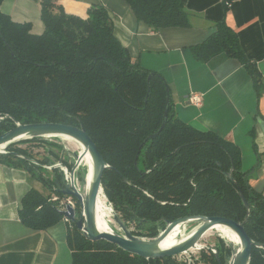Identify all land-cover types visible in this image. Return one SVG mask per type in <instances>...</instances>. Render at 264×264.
<instances>
[{
  "label": "trees",
  "instance_id": "trees-1",
  "mask_svg": "<svg viewBox=\"0 0 264 264\" xmlns=\"http://www.w3.org/2000/svg\"><path fill=\"white\" fill-rule=\"evenodd\" d=\"M122 1L154 31L188 26L187 0ZM234 1L221 0L224 12ZM40 20L43 32L34 35L29 24L15 23L0 11V135L14 123L82 126L112 168L102 175L103 195L126 225L134 224L137 234L132 235L138 238L152 240L168 222L183 217L242 222V193L249 205L245 232L264 245V196L250 185V174L242 172L238 147L175 116L167 84L131 59L113 35L108 11L93 6L81 19L66 14L57 0H42ZM191 52L199 62L218 54L236 59L256 93L264 91L255 65L224 19ZM39 139L12 144L0 155L1 164L24 169L49 192L43 196L30 190L21 200L19 220L33 231L63 219L51 199L53 194L65 198L62 175L55 168L51 177L42 172L49 161L38 162L16 146ZM231 167L235 185L225 177ZM66 224L71 264H185L173 257L145 260L109 242L89 241L73 223ZM229 255L224 247L202 257L207 264H227ZM249 264H264V248H252Z\"/></svg>",
  "mask_w": 264,
  "mask_h": 264
},
{
  "label": "crops",
  "instance_id": "crops-1",
  "mask_svg": "<svg viewBox=\"0 0 264 264\" xmlns=\"http://www.w3.org/2000/svg\"><path fill=\"white\" fill-rule=\"evenodd\" d=\"M42 0H3L0 11L15 23H27L40 35ZM68 15L87 18L93 6L104 7L116 40L141 68L159 74L168 86L173 113L184 124L212 132L236 145L242 172L264 196V91L258 95L246 70L225 54L206 62L194 59L191 48L202 43L224 19L238 38L264 87V0H236L224 12L221 0H187L188 26L152 30L138 21L122 0H57ZM198 94L199 105L188 103ZM49 192L27 171L0 163V264H71L68 225L62 219L44 231L19 220L27 192Z\"/></svg>",
  "mask_w": 264,
  "mask_h": 264
},
{
  "label": "water",
  "instance_id": "water-1",
  "mask_svg": "<svg viewBox=\"0 0 264 264\" xmlns=\"http://www.w3.org/2000/svg\"><path fill=\"white\" fill-rule=\"evenodd\" d=\"M168 105L164 111V117L167 116ZM15 127L0 135V150L1 154H7V147L18 142L28 141L32 139L52 138L59 139L61 136H67L78 142L87 154L90 162V178L88 185L80 192H77L73 185L67 181L62 186L61 194L65 197L71 198L77 202L81 209V216L76 218L75 210L66 206V211H58V213L73 223L74 226L83 233L84 237L89 241H106L119 249L136 255L145 260H159L163 258H174L187 253L192 250L203 238L207 231L215 225H219L228 231L234 233L239 240V247L235 249L233 244L228 243L227 246L230 250V259L227 264H249L252 248H264V245L252 241L245 232L244 225L248 220L249 205L245 200L242 193H239V198L246 210V216L242 222H235L220 217H205L193 216L183 217L168 222L164 230L152 240L140 239L129 231L128 226L115 214L112 210V217L115 224L118 226L122 234L108 233L99 230L96 220V199L99 193H103L101 187V179L104 171L111 170L112 168L104 161L102 155L97 150L96 145L92 139L87 135L82 126H66L57 123H37L22 125L14 123ZM163 127V125H162ZM155 135L150 136L148 139H153ZM17 158L24 159L22 156L17 155ZM76 163L70 170V177H73L74 171L80 164V157L75 155ZM137 155L135 157L134 166L136 167ZM54 166L52 168H56ZM50 168V169H52ZM234 168L231 167L229 173L225 177L232 180V172ZM125 183L128 184L126 179ZM84 182V181H83ZM194 225L192 230L188 232L186 238L180 240L176 245L163 249L161 243L169 235V233L177 226Z\"/></svg>",
  "mask_w": 264,
  "mask_h": 264
},
{
  "label": "rangeland",
  "instance_id": "rangeland-1",
  "mask_svg": "<svg viewBox=\"0 0 264 264\" xmlns=\"http://www.w3.org/2000/svg\"><path fill=\"white\" fill-rule=\"evenodd\" d=\"M68 141H70V142L67 143ZM75 144L76 143L70 139H67V138L64 139L62 137H59V139L42 138V139H39V140L33 141V142L29 141V142L24 143V144H17L16 146L18 148L26 150L27 153L34 160H37L38 162H43L45 160H48L49 162L44 163L43 167H42L44 170L42 172H44L43 174L46 176L51 177V175L53 174V172H52L53 169H50V168L57 166L54 170H56L58 172V174L62 175L63 182H64L63 185H64L65 179H64V175H63V172L61 171V169L62 168L66 169L67 171H65V170H63V171L67 172V174H69L71 168L76 163L75 162L76 161L75 155L80 153L77 150V148H75ZM82 172H83L84 176L78 175L79 173H82ZM86 174H87V170L83 167H81L76 173L75 185L80 191L83 190V181H84V177ZM53 196H55V195L53 194ZM58 199L61 200V198H58ZM70 202L72 203L73 209L75 210L76 218H79L81 216V209L79 208V206L75 200L70 198ZM107 202H106V204H107L108 213L107 214L105 213V215H106L108 227L106 226V228L110 232L122 234L120 229L118 228V226L113 221L111 205L109 204V202L108 203ZM127 226H128L129 231L131 233L137 234V230L135 229V226L133 223H127ZM193 227H194V225H189V226L183 227V230L181 228V230H179V232H177L175 236L173 235L174 237L171 236V238L173 237L172 239L170 238L171 240L168 239L169 240L168 243L175 242L176 240H178L180 238V236H182L185 233H188L190 230H192ZM139 238L144 239V240H149L148 238H145V237H139ZM221 239H223L224 241ZM232 241H233V236L229 235L225 230H222V229L215 230V231L211 232L210 234H208L207 236H205L191 250V252H193V253L189 252L190 254L188 253L187 255L177 256L174 258L177 261L183 262L185 264H207L205 259L202 257L203 254L207 258L212 256V255H216V253L218 252L219 249H222L224 247L228 248L226 243H229ZM199 245L203 246V249L200 248ZM198 248H200V249H198ZM235 249H236V247H235ZM197 250H200V251H197ZM229 259H230V255L227 259V262L229 261Z\"/></svg>",
  "mask_w": 264,
  "mask_h": 264
},
{
  "label": "bare ground",
  "instance_id": "bare-ground-1",
  "mask_svg": "<svg viewBox=\"0 0 264 264\" xmlns=\"http://www.w3.org/2000/svg\"><path fill=\"white\" fill-rule=\"evenodd\" d=\"M61 137L64 138V139L67 138V139H70V140L74 141L76 143L75 144V148H77V150L80 152V153L77 154V156L80 157L81 161H80V164L77 166L76 170L74 171L73 177H70V173L67 174V172H64V174L66 176L67 182L68 183L70 182L73 185V187L76 189V191L77 192H80V190L75 185V176H76L77 171L81 167H83V168H85L87 170V174L85 175L84 182H83V189H84L88 185L89 178H90V175H89V172H90V162H89V158H88L87 154L85 153L83 147L78 142H76L74 139H72L70 137H67V136H61ZM69 142L70 141H68L67 143H69ZM2 149L3 148H0V150H2ZM106 202H107V200H106L105 196L103 195V193H99L98 194V197L96 199V207H95L97 225H98L99 230L106 231L108 233H113L114 234V232H110L106 228V226L108 227V225H107V219H106V215H105V213L106 214L108 213ZM183 227H186V226L179 225L175 229H173L169 233V235L163 240V242L161 243V247L163 249L170 248V247L176 245L180 240L186 238V236L188 235V233H185L184 235L180 236V238L178 240H176L175 242L168 243V241H169L168 239H170L171 236H173V235L175 236L176 233L179 232V230H181V228L183 230ZM219 229L225 230L229 235L233 236V241L232 242H229V243L233 244V246L236 247V248L239 247V240L237 239L236 235L234 233L228 231L227 229L219 226V225H215L214 227H212L209 231H207L205 233L204 237L207 236L208 234H210L211 232H213L215 230H219ZM227 244L228 243H226V245ZM200 248H203V246H200ZM200 248H198V249H200Z\"/></svg>",
  "mask_w": 264,
  "mask_h": 264
},
{
  "label": "built area",
  "instance_id": "built-area-1",
  "mask_svg": "<svg viewBox=\"0 0 264 264\" xmlns=\"http://www.w3.org/2000/svg\"><path fill=\"white\" fill-rule=\"evenodd\" d=\"M200 102H201V99H200V96L198 94H194L193 93V94H190V96L188 97V103L191 104V105L197 106V105L200 104ZM63 170H65V171H67V170L63 169V168L61 169V171L63 172V175H64V179H65V181H67ZM51 201L57 202V210L58 211H66V206L67 205L73 208L72 203L70 202V198H68V197L63 198V200L62 199L59 200L57 197L54 196V197H52ZM62 218H63L64 222L70 223L64 217H62ZM190 251H188V252H190ZM197 251H200V250H197ZM188 252L183 254V255H187ZM190 253H193V252H190ZM180 256H182V255H180Z\"/></svg>",
  "mask_w": 264,
  "mask_h": 264
}]
</instances>
